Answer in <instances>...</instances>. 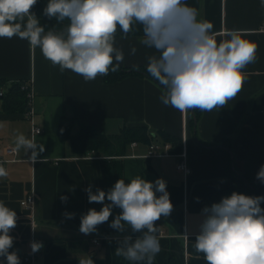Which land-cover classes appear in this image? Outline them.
I'll use <instances>...</instances> for the list:
<instances>
[{
    "label": "crops",
    "instance_id": "obj_1",
    "mask_svg": "<svg viewBox=\"0 0 264 264\" xmlns=\"http://www.w3.org/2000/svg\"><path fill=\"white\" fill-rule=\"evenodd\" d=\"M49 0H38L32 11L38 18L48 19L43 9ZM198 12L197 19L213 24L211 33L219 41L228 38L231 29L244 31V38L254 43L256 61L242 72L245 80L237 95L223 108L202 112L194 131L188 124L190 114L172 106H165L159 99L161 86L151 79L128 76L118 82L107 84L103 76L95 80L84 78L71 70L61 72L43 55L39 47L32 49L27 40L18 37L0 38V82L26 83L31 81L34 92L33 119L42 129L32 136L31 120L21 113L2 110L0 98V157L10 159L2 166L7 176L0 177V201L17 213V224L10 230L13 247L20 264H79V259L91 255L95 264H132L117 256L114 250L117 240L124 235L135 239L139 233L127 234L118 231L82 234L79 231L80 217L88 209L99 211L101 203H89L85 191L92 186L107 192L118 179L126 183L141 176L148 181L163 178L173 204L168 217L156 221L159 227L160 251L154 264H206L203 253H197L195 238L203 220L202 209L230 196L225 187V156L221 153L200 152L199 140L221 143L231 138V154L236 166L244 170L248 165L253 182L264 185L257 178L264 165V7L261 0H185ZM55 20V19H52ZM67 21V20H65ZM142 26L133 25L126 39L117 29L115 46L122 48L124 67L147 66L146 57L158 55L154 49L139 43ZM135 46L137 52L130 54ZM115 62V61H114ZM5 89V86H0ZM63 116L75 117L73 133L80 125H89L98 132L118 133L127 126H146L153 131H164L182 139L187 137V162L190 173L185 175L177 169L181 158L175 155L147 156L148 146L138 144L118 159L122 175L117 178L116 169L109 158L74 154L69 142L64 143L59 135ZM23 134L27 139L43 145L35 163L28 159L32 150L21 148L16 155H7V148L16 149V138ZM38 151V149H37ZM29 194L36 199V227L33 230L31 213L21 205ZM159 195V194H158ZM67 196V202L60 197ZM108 203V201H105ZM64 212L74 213L66 219ZM121 209L114 208L109 221L97 226V231L110 228L109 224ZM112 229V228H111ZM185 235H187L185 237ZM101 238V245L93 238ZM42 242V247L31 256V242ZM0 264L7 261L0 257Z\"/></svg>",
    "mask_w": 264,
    "mask_h": 264
},
{
    "label": "clouds",
    "instance_id": "obj_2",
    "mask_svg": "<svg viewBox=\"0 0 264 264\" xmlns=\"http://www.w3.org/2000/svg\"><path fill=\"white\" fill-rule=\"evenodd\" d=\"M37 2L0 0V38L27 40L61 72L71 70L87 82L119 70L125 55L122 48L115 46L117 29L126 39L133 25L138 24L143 32L139 43L158 53L146 57V71L161 86L159 99L181 112L223 108L243 86L242 69L256 61L257 46L244 38L243 30H228V38L218 41L211 33L213 24L198 20L197 10L185 0H49L43 15L58 24L69 22L60 31L40 23L32 11ZM136 52L133 46L130 54ZM21 148L32 150L28 159L33 163L44 150L43 145L23 134L16 138V150ZM4 176L7 171L0 166V177ZM257 178L264 182V165ZM85 191L89 203H101L103 207L99 211L90 208L82 214L79 231L85 235L97 232V226L108 222L113 209L119 208L121 212L109 227L120 233L130 229L140 235L118 239L115 254L132 264H154L160 251L155 222L173 210L166 181L157 178L153 182L137 176L128 183L118 179L107 192L97 188L93 193L91 185ZM60 199L67 202L68 197ZM262 203L264 196L233 192L202 209L195 249L204 254L206 264H264ZM63 215L66 219L75 216L68 212ZM16 224V211L0 201V257L7 264H20L16 252L9 251L14 242L9 233ZM42 246V242H31L33 253ZM79 264L95 262L89 255L79 259Z\"/></svg>",
    "mask_w": 264,
    "mask_h": 264
},
{
    "label": "trees",
    "instance_id": "obj_3",
    "mask_svg": "<svg viewBox=\"0 0 264 264\" xmlns=\"http://www.w3.org/2000/svg\"><path fill=\"white\" fill-rule=\"evenodd\" d=\"M42 25L48 28H53L60 31L67 26L68 21L57 23L55 20L39 18ZM115 63V62H114ZM128 76H140L151 79L158 83L146 71V67H119L115 73L109 72L107 76H103L104 82L107 84L118 82ZM0 86H5L3 89L2 110L7 113H27L30 109L28 91L23 89V83L11 82L10 85L0 82ZM190 119L188 121L191 129L196 131L197 123L201 117L199 109L188 110ZM76 122L75 117L63 116L59 125V135L61 140L66 143L69 142L74 154L86 156L94 152L95 156L109 158L113 161L116 169L117 178L122 175V166L118 159L127 155L128 150L133 142L138 144L150 145L154 141L164 143H171L172 152L181 153L183 149L182 139L173 136L164 131H153L146 126H123L118 133L107 134L98 132L94 127L89 125H80L79 130L73 133V126ZM231 138H223L221 143H209L199 140L200 152L204 153H221L225 156V187L228 193L238 192L248 196H264V185L253 182L251 178L250 168L247 165L244 170L236 166L235 159L231 154ZM188 148V147H187ZM189 152V148H188ZM264 208V203L261 204ZM129 231L126 230L124 234ZM104 235H108L116 230L105 228L97 231Z\"/></svg>",
    "mask_w": 264,
    "mask_h": 264
},
{
    "label": "built area",
    "instance_id": "obj_4",
    "mask_svg": "<svg viewBox=\"0 0 264 264\" xmlns=\"http://www.w3.org/2000/svg\"><path fill=\"white\" fill-rule=\"evenodd\" d=\"M32 82H26L23 83L22 88L28 91V99H29V105H30V109L27 111V113H25V116L27 118H29L31 120V124H32V136L34 137L35 135H38L42 132V129L35 123L33 116H34V109H32V101H33V97H34V92H33V88H32ZM4 91L2 89H0V97L3 96ZM182 143H183V149L182 152L179 154H175L178 157L181 158L180 162L177 164V169L180 172H183L185 175H188L190 173V167L188 165L187 162V137H186V133L183 135L182 137ZM138 143L137 142H133L131 144V147L137 146ZM172 149V145L171 143H164V142H160V141H154L152 142L150 145H148V151H147V156L148 157H152V156H168V155H174V153L171 152ZM5 153L7 155H16L17 151L14 148H7L5 150ZM92 155H94V152H92ZM7 161H11L10 159L6 160L3 159L2 157H0V166H2V164L4 162ZM21 205L23 207H25L26 209H28L31 213V223L33 226V230L36 227V199L34 194H29L27 195L22 201H21ZM187 235H185L186 237ZM93 243L96 244L97 246L101 245V238L95 237L93 238ZM34 242V240H33ZM36 253V252H35ZM35 253L32 252L31 256H28L25 258L26 261H33L34 260V255Z\"/></svg>",
    "mask_w": 264,
    "mask_h": 264
},
{
    "label": "water",
    "instance_id": "obj_5",
    "mask_svg": "<svg viewBox=\"0 0 264 264\" xmlns=\"http://www.w3.org/2000/svg\"><path fill=\"white\" fill-rule=\"evenodd\" d=\"M232 158H233V155H232Z\"/></svg>",
    "mask_w": 264,
    "mask_h": 264
},
{
    "label": "rangeland",
    "instance_id": "obj_6",
    "mask_svg": "<svg viewBox=\"0 0 264 264\" xmlns=\"http://www.w3.org/2000/svg\"><path fill=\"white\" fill-rule=\"evenodd\" d=\"M158 142V141H157Z\"/></svg>",
    "mask_w": 264,
    "mask_h": 264
}]
</instances>
